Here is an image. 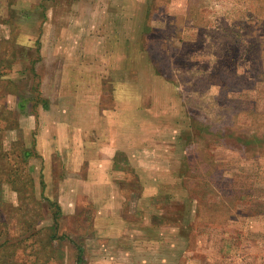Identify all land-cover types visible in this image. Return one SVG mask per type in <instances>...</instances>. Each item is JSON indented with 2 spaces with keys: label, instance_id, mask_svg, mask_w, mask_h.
Masks as SVG:
<instances>
[{
  "label": "rangeland",
  "instance_id": "1",
  "mask_svg": "<svg viewBox=\"0 0 264 264\" xmlns=\"http://www.w3.org/2000/svg\"><path fill=\"white\" fill-rule=\"evenodd\" d=\"M0 264H264V0H0Z\"/></svg>",
  "mask_w": 264,
  "mask_h": 264
}]
</instances>
